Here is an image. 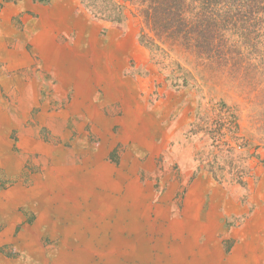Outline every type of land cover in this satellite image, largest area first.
Returning a JSON list of instances; mask_svg holds the SVG:
<instances>
[{
  "label": "rangeland",
  "instance_id": "obj_1",
  "mask_svg": "<svg viewBox=\"0 0 264 264\" xmlns=\"http://www.w3.org/2000/svg\"><path fill=\"white\" fill-rule=\"evenodd\" d=\"M86 1L0 0V264H225L207 185L264 201V74L163 64Z\"/></svg>",
  "mask_w": 264,
  "mask_h": 264
},
{
  "label": "trees",
  "instance_id": "obj_2",
  "mask_svg": "<svg viewBox=\"0 0 264 264\" xmlns=\"http://www.w3.org/2000/svg\"><path fill=\"white\" fill-rule=\"evenodd\" d=\"M128 6L136 8L142 19L141 41L163 64L170 55L185 53L203 68L243 76L246 83L252 81L250 70L252 76H263L264 0H123L116 5L121 10L115 16L93 12L120 20ZM179 81L178 86L189 84L186 75ZM259 94L264 95V86Z\"/></svg>",
  "mask_w": 264,
  "mask_h": 264
},
{
  "label": "crops",
  "instance_id": "obj_3",
  "mask_svg": "<svg viewBox=\"0 0 264 264\" xmlns=\"http://www.w3.org/2000/svg\"><path fill=\"white\" fill-rule=\"evenodd\" d=\"M217 183L210 181L207 185L206 193L211 195V203L208 205L209 209L207 212L210 214L211 218L212 215H214L213 219L216 222H218L221 217L226 216L231 217V219H236L235 226L233 225L234 227L227 232L228 236L232 238V249L229 254L225 256L224 263L264 264V201L256 202V200H254L256 206L252 209L251 203L244 205L240 202L241 194L239 192H228ZM203 191L204 190H202V192ZM223 226L224 225L221 227ZM219 234L220 233L216 235ZM221 246L222 248L225 247L222 244ZM193 253L191 254L192 258H189V255L181 256V253L178 252L175 256H170V258L174 259L176 264H184L185 261H187V264H190L196 261V257L193 256ZM73 259L74 262H71V264H89V262H85L81 259L79 261H77L76 258ZM203 259H205V257H203ZM207 259H209V257ZM59 260L62 259L59 258ZM96 261L97 262H91L90 264H100L98 260Z\"/></svg>",
  "mask_w": 264,
  "mask_h": 264
}]
</instances>
